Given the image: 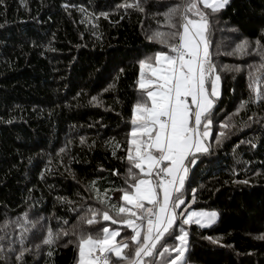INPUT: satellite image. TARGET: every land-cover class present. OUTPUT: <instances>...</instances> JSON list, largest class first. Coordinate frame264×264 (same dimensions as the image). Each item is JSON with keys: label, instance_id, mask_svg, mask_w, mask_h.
Wrapping results in <instances>:
<instances>
[{"label": "trees", "instance_id": "trees-1", "mask_svg": "<svg viewBox=\"0 0 264 264\" xmlns=\"http://www.w3.org/2000/svg\"><path fill=\"white\" fill-rule=\"evenodd\" d=\"M137 2L143 11L124 7ZM174 2L0 0V264H77L81 235L102 238L105 226L120 227L118 242L132 235L111 205L127 206L122 190L142 178L128 160L133 108L146 100L139 61L154 65L156 52H170L148 37ZM206 39L220 96L210 150L189 168L182 191L188 210L215 211L217 219L208 227L183 225V258L186 264H264V102H252L249 87L250 76L260 75L257 42L264 53V0H228L209 14ZM243 40L247 53L233 54ZM89 208L99 215L91 226L83 219L91 218ZM104 210L117 224L103 221ZM25 213L30 231L21 246L18 218ZM180 226L178 217L175 235L162 238L170 250L161 257L158 247L147 264L173 258ZM49 229L59 233L50 245L43 243ZM107 256L117 264L114 253Z\"/></svg>", "mask_w": 264, "mask_h": 264}, {"label": "snow or ice", "instance_id": "snow-or-ice-1", "mask_svg": "<svg viewBox=\"0 0 264 264\" xmlns=\"http://www.w3.org/2000/svg\"><path fill=\"white\" fill-rule=\"evenodd\" d=\"M227 2L228 0H182V3L174 4L163 13L169 31H155L148 37L149 40L165 44L170 52H156L154 66L145 60L139 61L142 70L139 88L145 90L146 100L138 102L133 108L129 141L132 147L128 151V160L135 169L140 170L143 178H136L130 188L122 190L121 200L127 206L121 205L116 209L115 205H111L116 216L123 214L121 223L131 229L132 247H129L127 241H116V237L121 234L118 228L110 230L105 226L102 228V238L93 239L90 235L85 238L81 235L79 264H109L107 254L110 253L119 258L117 264H147L144 258L153 257L158 247L162 248L160 255L163 257L170 250L164 240L175 235L173 226L178 217L181 221L180 235H176L175 239L179 243L171 248L176 255L166 262L159 261V264H186L183 257L188 244V233L183 225L195 223L202 226L205 221L212 223L215 220V211L201 209L178 212L177 209L185 203L182 189L185 187L189 168L197 165L198 161L203 163L201 157L210 150L206 138L213 124L214 104L220 96V76L215 74L205 34L209 29V14L216 13ZM201 4L210 12L206 14L201 9ZM124 7L144 10L139 2L126 4ZM101 15L107 16V13ZM259 48L257 42L255 50L261 56L262 63L258 69L260 75L250 76L249 87L256 93L252 102H264V89L260 87L264 80V53L259 52ZM248 49L249 41L243 40L233 54H246ZM147 59L151 60L152 57ZM145 68L151 69V75L147 79L143 74ZM245 103L242 102L241 107ZM221 127L226 125L221 124ZM223 135L224 133L216 135L217 143ZM131 172L132 169L129 168V173ZM145 201L148 203L147 207ZM101 203H104L103 198ZM88 212L91 213V218H83L86 224L91 226L98 223V211L89 208ZM20 219H23V224L18 225L23 229L20 238L23 246L24 233L30 231L24 225L30 222L27 220V213L23 218H18V221ZM102 219L111 221L113 225L117 224V219L109 214V210L102 212ZM9 223L11 222L6 220L3 227L7 228ZM72 234L75 235V231ZM63 235L68 236L69 232L64 231ZM57 238L59 233L54 237L49 229L43 243L50 245ZM208 239L211 240V237ZM124 249H128L127 254L123 252ZM0 251H3L2 245ZM23 251L17 255L18 261L22 259ZM152 264L156 262L153 261Z\"/></svg>", "mask_w": 264, "mask_h": 264}, {"label": "rangeland", "instance_id": "rangeland-1", "mask_svg": "<svg viewBox=\"0 0 264 264\" xmlns=\"http://www.w3.org/2000/svg\"><path fill=\"white\" fill-rule=\"evenodd\" d=\"M175 4H178V3H180V0H175V2H174ZM203 5L201 4L200 5V7H202ZM171 7H172V5H171ZM161 29V30H160ZM157 31H161V32H166L167 31V26H166V23L164 22V23H161L160 24V26L158 27V30ZM146 69L147 68H145L144 70H143V74H144V72H146ZM142 71V70H141ZM140 77H141V75H140ZM141 79V78H140ZM219 92H220V82H219ZM183 190V189H182ZM186 197V195H183V199ZM185 203L183 204V205H181V207H183L182 208V211L181 212H187V211H189L188 210V207L187 206H185ZM191 210H196V211H199L200 209H191ZM205 211H207V210H205ZM208 212H212V211H208ZM216 219H217V216H216V218H215V220L212 222V223H207L206 221L205 222H203L202 223V226L201 225H199V226H201V227H208V226H211L213 223H215V221H216ZM119 230H121L120 229V227H117ZM117 228H115V229H117ZM179 228V227H178ZM110 230H112L111 228H110ZM129 234H126V236H124L123 237V241H127L128 240V238H130L129 236H128ZM176 241V244H175V246L179 243V241H177V240H175ZM101 255H103V254H101ZM175 255H176V253L174 252L173 253V258L175 257ZM107 258H108V256H107ZM184 259V258H183ZM79 260H80V253H79V259H78V262L77 263H79Z\"/></svg>", "mask_w": 264, "mask_h": 264}, {"label": "crops", "instance_id": "crops-1", "mask_svg": "<svg viewBox=\"0 0 264 264\" xmlns=\"http://www.w3.org/2000/svg\"><path fill=\"white\" fill-rule=\"evenodd\" d=\"M182 30V29H181ZM205 36H206V34H205ZM154 66V65H153ZM151 75V69L150 68H147L146 69V72H144V77H145V79H147L149 76ZM141 78V77H140ZM139 82H140V80H139ZM149 102V104H150V101H148ZM210 137H211V129H209V136L206 138V143L208 144V141H209V139H210ZM143 178V177H142ZM125 202V201H124ZM125 204H126V202H125ZM144 204H145V206L147 207L148 206V203H147V201H145L144 202ZM134 211H135V209H134ZM138 215H139V213H138ZM122 226H126V225H123V224H121ZM117 241V240H116ZM118 242V241H117ZM101 255V254H100ZM104 255V254H103ZM148 257H145L144 259L146 260ZM77 264H79V263H77Z\"/></svg>", "mask_w": 264, "mask_h": 264}]
</instances>
